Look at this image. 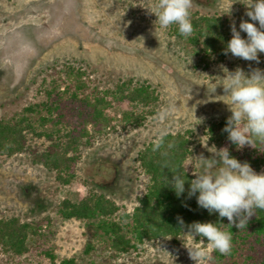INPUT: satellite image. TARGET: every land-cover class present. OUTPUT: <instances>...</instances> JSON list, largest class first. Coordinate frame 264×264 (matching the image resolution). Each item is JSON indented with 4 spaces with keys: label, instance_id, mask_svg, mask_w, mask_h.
I'll list each match as a JSON object with an SVG mask.
<instances>
[{
    "label": "rangeland",
    "instance_id": "rangeland-1",
    "mask_svg": "<svg viewBox=\"0 0 264 264\" xmlns=\"http://www.w3.org/2000/svg\"><path fill=\"white\" fill-rule=\"evenodd\" d=\"M157 2L0 0V119L21 117L27 106L41 102L42 84L52 74L66 71L68 65L81 69L86 79L101 88L112 89L133 79L134 84L149 82L158 96L156 112L148 114L144 125L125 129L115 120L116 130L109 127L92 146L80 151L77 177L71 184H63L56 173L34 163L30 153L8 156L0 152V218L19 217L39 232L31 233L30 250L23 255L0 247V264H54L46 254L48 249L57 264L69 258L80 264H196L185 244H195L206 252L198 264L216 262V251L208 242L198 236L194 240L187 233L179 244L165 238L146 241L135 251L115 253L95 238L86 220L65 219L59 214L64 199L79 202L91 193L107 194L120 206V213L132 212L149 185L139 153L148 142L169 132L193 133L194 156L187 164L191 173L201 154L212 155L203 145L207 141L209 146L228 147L232 156L250 165L264 150V145L237 150L228 139L215 144L209 134L213 123L231 115L220 100L227 99L222 96V86L211 93L213 88L227 71L264 70V53L259 63L230 54L206 67L171 34L170 26L156 30L157 17L145 7ZM191 3L193 10L227 19L231 37L233 22L239 29L241 21L249 19L242 0ZM129 107L124 102L109 114L119 119ZM33 120L39 125L37 114ZM67 120L77 124V117L70 113ZM30 136L31 143L40 148L52 141L46 136ZM251 166L264 171V164ZM89 242L96 249L88 254Z\"/></svg>",
    "mask_w": 264,
    "mask_h": 264
},
{
    "label": "trees",
    "instance_id": "trees-1",
    "mask_svg": "<svg viewBox=\"0 0 264 264\" xmlns=\"http://www.w3.org/2000/svg\"><path fill=\"white\" fill-rule=\"evenodd\" d=\"M194 27L192 36L182 37L176 25L170 26L171 34L182 42L191 53L198 57L206 67L217 59H225L227 42L231 39L228 20L219 14L203 13L190 9ZM59 73V72H58ZM44 99L25 108L21 117L0 119V152L8 156L30 153L34 163L42 164L57 174L63 184H71L77 177L78 164L85 147L101 138L109 127L116 130L117 123L123 128L140 127L147 121L149 113L156 112L158 96L149 82L135 83L133 79L124 80L114 88H101L86 79L84 72L73 65L41 86ZM127 102L130 107L113 117L109 111ZM141 108V109H140ZM149 108V110L147 109ZM146 109V110H144ZM68 113L77 117V124L66 121ZM38 115V123L33 120ZM117 120V123L114 121ZM227 119L210 126L211 142L219 144L227 139L222 129ZM38 125V127H37ZM74 125V126H73ZM52 130L47 129L50 127ZM91 127V128H89ZM30 134L52 140L45 148L34 146ZM192 132H169L148 142L140 151L138 159L141 168L149 178L147 192L132 212L120 213L117 202L105 193H91L74 202L64 199L59 214L65 219L86 220L94 230V236L104 243L106 249L115 253H128L138 250L146 241L171 238L181 243L183 230L178 227V217L185 225L194 221H217L218 214H209L197 205L195 197L189 199L187 192L177 197L168 185L174 171L187 170V164L194 156ZM161 147L153 151L156 142ZM258 147H261L258 144ZM264 164V150L253 158L251 165ZM189 180L195 178L188 169ZM186 184V188H187ZM224 227L232 233V248L228 254L216 251L213 264H264V211H257L244 229ZM186 230V229H185ZM31 233H39L31 223L19 217L0 218V247L17 255L30 250ZM96 249L89 242L86 253ZM46 254L56 263L55 255L48 249ZM61 264H80L75 258L65 259Z\"/></svg>",
    "mask_w": 264,
    "mask_h": 264
},
{
    "label": "clouds",
    "instance_id": "clouds-1",
    "mask_svg": "<svg viewBox=\"0 0 264 264\" xmlns=\"http://www.w3.org/2000/svg\"><path fill=\"white\" fill-rule=\"evenodd\" d=\"M242 3L249 19L242 20L239 29L233 22L232 37L226 44L224 54L230 53L233 57L259 63L260 54L264 53V0H242ZM191 6V0H158L154 7L145 8L155 13L156 30L157 27L167 29L176 25L179 34L188 38L194 32ZM241 33H246V36ZM223 77L211 92L222 86L225 93L222 96L227 97L220 99L227 104L231 113L222 131L227 133V139L237 150L246 145H264V70L255 69L245 73L237 68L234 72H225ZM203 145L212 155L205 157L201 154L198 165H192L195 178L189 180L187 166L186 173L174 171L167 186L175 191L178 198L187 192L189 199L196 198L200 208L210 215L218 214L217 221H194L188 225H185L182 217H178V227L194 240L197 236L206 240L212 250L228 254L232 248V233L224 227L223 220L226 218L227 225L240 230L247 226L257 211H264V171L257 172L250 163L241 162L230 154L228 147L209 146L208 141ZM160 147L161 142H156L153 151ZM185 246L196 264L206 256V252L195 244Z\"/></svg>",
    "mask_w": 264,
    "mask_h": 264
}]
</instances>
